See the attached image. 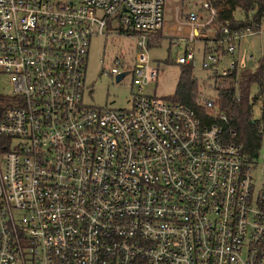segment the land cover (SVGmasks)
Here are the masks:
<instances>
[{"label":"built area","instance_id":"1","mask_svg":"<svg viewBox=\"0 0 264 264\" xmlns=\"http://www.w3.org/2000/svg\"><path fill=\"white\" fill-rule=\"evenodd\" d=\"M166 1L0 0V74L13 88L0 114V264H264V145L259 186L222 126L144 92L158 78L149 42ZM176 1L187 36L172 44L189 45L177 63L194 64L202 41V68L236 70L223 52L260 30L225 27L205 42L229 0ZM114 19L136 39L134 60L119 56L106 73L132 75L127 111L84 98L92 40Z\"/></svg>","mask_w":264,"mask_h":264},{"label":"rangeland","instance_id":"2","mask_svg":"<svg viewBox=\"0 0 264 264\" xmlns=\"http://www.w3.org/2000/svg\"><path fill=\"white\" fill-rule=\"evenodd\" d=\"M178 4L176 0H167L165 6L166 22L164 39L159 46L152 47L148 54L150 67L158 72L156 83L145 87V94L148 96H156L158 98L170 99L177 91L179 80L181 77V66L177 63L180 56L185 54V50L189 47L186 40L181 43L180 48H177L171 43V34H177L185 38L186 31L177 32V27L173 18V10ZM235 18L244 19V13L237 10ZM175 27V29H173ZM117 19L108 27V33L104 36L97 37L92 40L86 73V89H85V104L95 108H108L118 111H127L132 107V100L137 92L133 86L132 75H127L119 83L116 78L106 74L114 65V61L119 56L127 61L134 60L136 39L131 30L127 34H121L119 31ZM173 30L176 33H173ZM208 37L212 35V31L207 33ZM170 38V39H169ZM195 50L194 60V76L198 80V87L203 99L215 98L216 94L212 88L213 80L209 76L214 77V73H209L202 68L204 47L202 41H198L192 45ZM237 50L233 56L228 59V63L232 59L239 60L240 66L245 69L254 70L258 65V61L264 57V24L260 32L256 34L246 35L236 43ZM13 92L9 77L0 74V97L10 96ZM258 93L257 86L252 88V96ZM262 100L258 99L254 103L253 118L260 121L264 125V113L262 111ZM261 157L256 162V167L253 169V177L258 185L262 182Z\"/></svg>","mask_w":264,"mask_h":264},{"label":"trees","instance_id":"3","mask_svg":"<svg viewBox=\"0 0 264 264\" xmlns=\"http://www.w3.org/2000/svg\"><path fill=\"white\" fill-rule=\"evenodd\" d=\"M216 6L219 8L218 16L214 23L205 29V31H212L216 35L214 37L211 35L205 42L213 40L217 43L223 38L222 29L225 27L229 28L233 33L247 28L253 31L261 30L264 24L263 0L254 2L229 0L224 3H218ZM237 10L244 13L243 20L235 18ZM121 33L125 35L128 30ZM163 34V31L157 33L158 43L154 45L150 41L149 49L159 46L166 39ZM174 41L176 40L174 39ZM204 48H206V45ZM205 52H212V50L205 49ZM223 55L226 57L224 62L230 59L225 51ZM179 65L181 66V77L177 91L173 97L166 100L177 102L191 109L204 125L212 126L217 124L222 126L225 138L241 146L246 161L248 163H256L255 155L261 152L264 145V125L260 121L254 120L253 108L254 103L258 99L262 100L264 98V57L258 61L256 69L250 70L239 66L226 77L220 73V70L224 67L223 65L217 69L203 68L215 75L212 78L209 76V79L214 82L212 88L216 94L215 98L211 99L214 102L213 108H207L204 105V99L198 87V80L194 76L193 64ZM254 86H257L258 93L252 96V88ZM5 101L8 100L0 97V114L2 112L1 103L3 104ZM221 115L227 118V123L221 120ZM232 133H235V135L232 136Z\"/></svg>","mask_w":264,"mask_h":264},{"label":"water","instance_id":"4","mask_svg":"<svg viewBox=\"0 0 264 264\" xmlns=\"http://www.w3.org/2000/svg\"><path fill=\"white\" fill-rule=\"evenodd\" d=\"M195 34L197 35V34H198V31H195ZM124 76H125V73L119 75V76L117 77L116 81H117V82H120L121 79L124 78ZM258 156H259V155L256 154V155H255V158H258Z\"/></svg>","mask_w":264,"mask_h":264},{"label":"crops","instance_id":"5","mask_svg":"<svg viewBox=\"0 0 264 264\" xmlns=\"http://www.w3.org/2000/svg\"><path fill=\"white\" fill-rule=\"evenodd\" d=\"M166 17H167V15H166ZM173 29H175V27L173 28ZM165 32V30H163V33ZM173 33H176V31L175 30H173ZM172 35V34H171ZM174 35V34H173ZM187 35V34H186Z\"/></svg>","mask_w":264,"mask_h":264}]
</instances>
